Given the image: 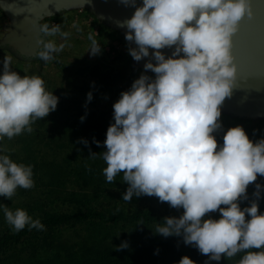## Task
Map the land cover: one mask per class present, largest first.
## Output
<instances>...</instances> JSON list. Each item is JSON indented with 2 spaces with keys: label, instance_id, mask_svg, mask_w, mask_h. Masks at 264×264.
<instances>
[{
  "label": "clouds",
  "instance_id": "9594fccd",
  "mask_svg": "<svg viewBox=\"0 0 264 264\" xmlns=\"http://www.w3.org/2000/svg\"><path fill=\"white\" fill-rule=\"evenodd\" d=\"M49 0L40 4L47 8ZM135 8L121 22L125 40L137 62L151 56L144 72L113 104V123L106 131L102 154L108 183L122 174L128 185L124 202L133 197L154 196L170 207L183 209L179 217H165L155 233L181 237L208 260L220 262L239 255L237 264H264V137L253 141L243 126L228 128L223 142L214 133L223 130L221 105L231 97L240 74L234 37L255 13L253 0H120ZM34 22L41 38L35 58L48 62L64 50L69 33L62 24ZM87 52L96 56L101 43L89 36ZM174 48L170 56L162 49ZM150 49L153 50L150 53ZM255 71L264 73V47L259 44L246 54ZM153 60L155 63H153ZM0 73V197L11 200L18 188L34 187L31 165L15 162L2 142L33 132V124L55 111L59 98L47 91L38 75L14 71L12 57L5 55ZM151 71L154 77L146 73ZM244 75V76H245ZM243 76V77H244ZM93 98L87 94V102ZM86 116L81 117L83 121ZM80 142L88 146V141ZM100 146V141H93ZM254 192L248 206V187ZM6 223L15 232L44 231L45 225L23 208L0 205ZM219 212V218L210 213ZM143 224V223H140ZM128 247L122 242L115 250ZM178 264H195L188 256Z\"/></svg>",
  "mask_w": 264,
  "mask_h": 264
},
{
  "label": "rangeland",
  "instance_id": "374dc122",
  "mask_svg": "<svg viewBox=\"0 0 264 264\" xmlns=\"http://www.w3.org/2000/svg\"><path fill=\"white\" fill-rule=\"evenodd\" d=\"M9 22L6 14L0 8V41L7 34L6 25ZM43 23L62 24L63 31L70 34L66 41L58 36L50 38L55 39L58 44H65L64 50L57 54L54 60L45 63L35 57L30 59L20 57L12 49L0 46V61L5 55L11 56L14 71L29 76H40L45 81L46 90L53 91V94L59 98L56 110L40 120L41 126L48 128L46 137L42 134L31 140L32 144L30 143L29 149L19 156L21 142H25L24 140L14 137L11 140L5 138L2 142L10 150L9 155L15 162L33 167L34 187L28 190L18 188L11 200L0 197V205H7L12 210L23 208L34 219L40 220L43 214L54 215L75 211V204L68 205L61 200L66 195L64 190H75L79 193L80 199H85L89 195L95 200V202H85L88 204L84 207L79 205L78 210L88 208L91 204L95 206L97 204L104 206L111 204L118 210L123 209L125 213L133 210H151L160 216L157 223H161L165 217H179L183 212L182 208H172L167 202H160L154 196L142 195L133 197L130 202H124L122 195L128 185L122 181V174L118 175L113 183H108L103 174L106 164L101 159L89 162V165H93L92 167L100 166V169L96 168L97 170H94L93 174L83 170L85 172L84 179L92 182L91 184H95L98 188L89 184L86 186L77 178L71 183L74 178L73 175H70L69 181L65 182L68 178L66 179L64 170L63 174L65 175L59 172H61L62 165L66 169V163L60 161L61 157L66 156L64 154L54 156L58 149L49 151L50 148L47 145L57 143L54 141L56 137L51 136L56 135L57 130L63 127L62 122L67 125L75 122V114L78 111H84L85 114L88 112H95L97 115L103 114L105 122L102 121L103 119L97 120L98 118L96 119L94 116L89 121V124L97 127L105 123L107 126L113 123V104L120 98V94L129 90L134 80L144 72V66L136 63L130 56L128 47H135V45L134 43L130 45V42L125 40V31L106 24L87 8L72 7L56 16L46 18ZM89 36L101 43L102 52L96 56L87 52L91 43ZM0 73H2V64H0ZM146 74L155 76L151 71ZM89 92H92L93 98L87 102ZM69 109L70 112H68ZM220 119L223 130L214 133L218 143L223 142V134L228 128L237 125L243 126L253 141L264 137V117L236 116L221 108ZM97 121L101 124H96ZM85 124L87 122L83 123V125ZM61 135L65 134L57 136L58 142L67 139L66 136ZM94 140L96 141V139ZM20 159L26 161L22 162ZM72 165L77 168L78 162H74ZM77 171V174H80V170ZM53 179L54 181H52ZM94 179L99 180L95 182ZM61 180L62 182H60ZM51 183L53 185H50ZM256 183L264 184V177L258 176ZM82 187L84 188L82 189ZM254 190V184H250L248 187L249 200L243 201L241 207L249 205ZM99 195L102 196L101 199L98 197ZM80 203L83 202L80 200ZM259 210L264 213V198L259 200ZM209 215L218 219L220 214L215 212ZM157 223L141 221L132 223L128 220L123 224H109L100 223L88 217L57 226L52 230L50 228L44 231L32 229L27 232L28 236H54L52 240L54 242L51 245L48 242L44 247L42 243L33 245L29 250L22 253V258L16 257V260L7 261L5 264H50L52 261L57 264L61 262L71 264L74 258L71 259L70 253H76L79 250L78 256L74 255V257H82L83 251L87 252L89 248L95 246H101L98 247L100 250L113 247L112 253L117 252L116 255L126 258L139 256L141 259L148 260L149 256H157L160 259L169 256L167 259H171L172 264H174L182 257L188 256L195 261V264H205L208 257L201 254L196 247L185 245L181 237L166 238L155 233L153 230H155ZM6 232L14 236L19 234L10 228L2 211H0V236H4ZM125 241L128 243L127 248L120 251L115 250ZM153 242H156L158 246L153 248L151 246ZM169 242L171 243L170 246ZM160 243L164 245L163 249L159 246ZM63 245L66 246L65 250L61 249L59 252L58 249ZM134 249H139L140 252H136ZM47 259L51 261H47ZM237 259L236 257L229 260L222 258L220 262L212 261L211 264H237Z\"/></svg>",
  "mask_w": 264,
  "mask_h": 264
},
{
  "label": "trees",
  "instance_id": "16d2710c",
  "mask_svg": "<svg viewBox=\"0 0 264 264\" xmlns=\"http://www.w3.org/2000/svg\"><path fill=\"white\" fill-rule=\"evenodd\" d=\"M19 72V71H17ZM19 74L23 76V73ZM70 112V109L68 110ZM84 111H78L75 114L76 121L71 124H66L65 122H62L63 127H60L56 135L51 137L54 138L56 144H49L47 145L52 151L55 149H58L55 151L54 156L62 155L64 154L66 157L60 159V161L66 163V169L63 168V165L61 166L60 170L61 174L65 172L66 179L73 175L74 182L77 178V180L82 181L86 186H93L98 188L95 184H91L92 182H88L84 179L85 172L83 170L89 171L91 174H93L94 170L100 169V166L92 167L89 165L90 161L93 160H103L102 154L97 155L95 159L89 158L91 153L100 154L106 150L103 145V141L106 139V131L109 126L107 124L99 125L98 127L89 124V121L92 120V116L96 117L97 120H102L105 122V119L103 118V114L99 113L97 115L95 112H88L87 114L83 113ZM107 115L106 113H104ZM86 116V118L81 121V117ZM84 122H87V124L83 125ZM64 123V124H63ZM40 120H37L33 124V132L32 133H24L20 136H17L16 138H20L24 140L25 142H21V148L18 156L22 154L23 152H26L28 147L30 146V143L32 144L33 139H35L37 136L45 135L46 132H48V128H45L41 126ZM66 124V125H65ZM96 124H101V122L97 121ZM65 125V126H64ZM60 134H65L61 136H66L67 139L58 142L57 136ZM46 137V135H45ZM82 139L88 141V146H85L84 143L80 142ZM94 139L96 141H100V146H97L96 143H94ZM45 143V142H44ZM21 160V159H20ZM22 162H25L26 160H21ZM19 162V161H18ZM78 162V167L74 168L72 163ZM97 168V169H96ZM64 170V172H63ZM71 170H74L73 172H69ZM77 170H80V174H77ZM63 174V175H65ZM99 179H94L95 182H98ZM54 181V179L52 180ZM69 181V178L65 180V182ZM62 182V180L60 181ZM89 184V185H88ZM50 185H53L51 183ZM85 186V187H86ZM84 187H82L83 189ZM66 191V192H65ZM65 197H62L61 200L63 202H66L69 204H75L76 210L69 213H60V214H43V217L40 219L41 223L45 225V229L50 228L51 230L54 229L57 226H61L67 223H70L72 221H76L83 218L90 217L91 219H94L95 221L105 222V223H113V224H119V223H125L128 220H130L132 223L136 221H141L144 223H157L159 222L160 216L155 214L153 211L149 210H133L131 212L125 213L123 209H117V207L112 206L111 204H108L107 206H104L103 204H97L95 206L94 204H91L88 208L79 209L78 206L82 205L83 207L88 204L85 202H95L94 198L92 196L87 195L85 199H80L79 193L75 192V190H64ZM81 193V192H80ZM84 194V193H83ZM100 199L102 196H98ZM80 200L83 203H80ZM96 207V208H93ZM166 212V211H165ZM30 231L27 228L20 231L18 236L17 235H9V232H6L4 236H0V264H5L7 261L12 262L13 260H16V257L22 258V253L26 250H29L33 245L35 246L38 243H42V246L44 247L46 243L50 242V245L54 242L52 241L54 236H28L27 232ZM27 235V236H22ZM171 237V236H170ZM174 239V238H172ZM154 247L158 246L156 242L151 243ZM169 242V246H170ZM159 246L163 249L164 245L162 243L159 244ZM91 247V246H89ZM98 247L101 246H95L89 248L87 252L83 251L82 257H74V255L78 256L79 250L76 253H70L71 259L74 258L73 262L71 261V264H172L171 259H160V257L157 256H149L148 260L144 258H139V256L134 258L132 256L129 258L123 257L121 255H116L117 252L112 253L113 247L106 248L104 250H100ZM66 246H62L59 250H65ZM85 250V249H84ZM136 252H140L139 249H134ZM37 254V253H36ZM140 255V253H139ZM171 256V255H170ZM239 260V255L236 257ZM47 261H51L48 260ZM60 262V261H59ZM179 262V261H178ZM178 262H174V264H178ZM56 263L55 261H52L50 264ZM57 264V263H56ZM63 264V262L59 263Z\"/></svg>",
  "mask_w": 264,
  "mask_h": 264
},
{
  "label": "water",
  "instance_id": "95a60500",
  "mask_svg": "<svg viewBox=\"0 0 264 264\" xmlns=\"http://www.w3.org/2000/svg\"><path fill=\"white\" fill-rule=\"evenodd\" d=\"M42 2L43 0H0V8L10 21L6 25V36L0 41L1 47L12 49L20 57L34 58L37 40L41 38L34 27V22L43 18L41 21L43 23L46 18L56 16L72 7L87 8L106 24L122 29L125 33L127 29L120 24L131 18L135 11L134 7L125 6L120 0H49L47 8L40 5ZM136 4L140 6L142 0H136ZM252 8L254 17L246 20L241 31L234 37V50L238 53L237 62L240 65L241 77L238 76L231 97L226 98L221 105L229 114L249 118L264 117V73L245 75L255 71L248 63L246 54L256 44L264 47V0H253ZM151 51L153 50L150 49V53ZM161 51L167 57L172 54L174 48H165ZM149 59L151 56L136 63L144 66Z\"/></svg>",
  "mask_w": 264,
  "mask_h": 264
}]
</instances>
